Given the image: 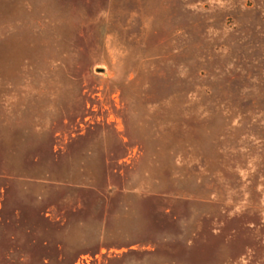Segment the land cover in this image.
Wrapping results in <instances>:
<instances>
[{
    "label": "rangeland",
    "instance_id": "1",
    "mask_svg": "<svg viewBox=\"0 0 264 264\" xmlns=\"http://www.w3.org/2000/svg\"><path fill=\"white\" fill-rule=\"evenodd\" d=\"M0 264H264V0H0Z\"/></svg>",
    "mask_w": 264,
    "mask_h": 264
}]
</instances>
